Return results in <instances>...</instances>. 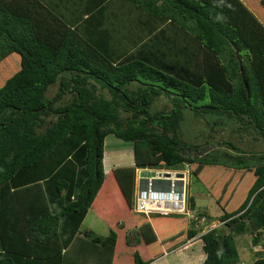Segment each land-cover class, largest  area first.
<instances>
[{
  "label": "trees",
  "instance_id": "trees-1",
  "mask_svg": "<svg viewBox=\"0 0 264 264\" xmlns=\"http://www.w3.org/2000/svg\"><path fill=\"white\" fill-rule=\"evenodd\" d=\"M134 2L156 21L111 55L40 0H0V264H151L185 245L186 217L131 214L141 168L190 165L222 210L202 264H238V236L264 241V0ZM187 110L236 142L185 141ZM109 135L134 166L105 174ZM89 210L106 239L81 234Z\"/></svg>",
  "mask_w": 264,
  "mask_h": 264
},
{
  "label": "rangeland",
  "instance_id": "rangeland-1",
  "mask_svg": "<svg viewBox=\"0 0 264 264\" xmlns=\"http://www.w3.org/2000/svg\"><path fill=\"white\" fill-rule=\"evenodd\" d=\"M108 7L103 8V14L107 10ZM110 8V7H109ZM104 26L103 29H106L108 34H110L114 38V45L111 46L113 50L111 55H120L125 54L129 51L130 47L137 43L138 39L145 35V33L149 32V28H144L142 31V26L145 24L154 23L156 20L148 16L144 13L139 7H116L115 11L112 13V19L106 20L105 18L102 19ZM206 120L203 119L200 122L196 121L194 113L190 110L185 111V118L182 123V130H183V139L186 141L189 138L196 134L199 136L201 133L206 135L209 134V130L206 125ZM213 139L218 140L220 143L223 139L233 140L230 138L229 133L220 132V134H211ZM208 135V136H210ZM196 142V140H190ZM116 146L130 148L133 146L131 143L125 142L123 140L116 138V136L111 135L107 138L106 148L109 150L111 148H115ZM262 148H258V150L264 149V144H262ZM212 150H218V154L223 152H231L228 150V147H220L219 144L211 145L209 147ZM257 149L254 145H252V149ZM250 149V148H249ZM176 171V170H172ZM181 172H185L188 177V192L191 200L196 203L195 205L202 209L205 208L208 210L207 215L209 217V223L203 227L205 231L210 229L218 228L222 230L221 221L219 220L222 215V210L219 206L215 203V201L209 196L206 188L202 185V183L198 182L196 178L190 172V165H185L182 169L177 170ZM204 211V210H203ZM138 215L133 211L131 214ZM132 214V215H133ZM143 216V215H140ZM145 217V216H143ZM156 216H152L154 218ZM195 222V221H193ZM91 232L93 236L101 237L102 239H106L109 234L110 230L106 223L101 220L94 212L90 213L87 219L84 221L81 227V234L85 235L86 232ZM212 231V230H211ZM198 237L194 243L191 245H187V247L171 253L167 257H160L158 258L156 263L157 264H201L202 256L207 257L206 253L202 248V240ZM252 237L250 235H241L236 237V244L240 251L242 252V260L238 264H250L255 258L257 254L264 253V241L260 247L254 246L252 247ZM201 258V261H200ZM199 259V260H198ZM189 261V263H187ZM191 262V263H190ZM58 261L50 262L47 264H57ZM37 264H45L41 262H37Z\"/></svg>",
  "mask_w": 264,
  "mask_h": 264
},
{
  "label": "built area",
  "instance_id": "built-area-1",
  "mask_svg": "<svg viewBox=\"0 0 264 264\" xmlns=\"http://www.w3.org/2000/svg\"><path fill=\"white\" fill-rule=\"evenodd\" d=\"M133 212L149 219L158 214L186 217L192 229L198 231V235L189 240L188 245L194 243L201 235L213 230L203 229L209 223V217L205 211L191 204L188 177L181 171L137 169ZM181 248L165 251L163 257Z\"/></svg>",
  "mask_w": 264,
  "mask_h": 264
},
{
  "label": "crops",
  "instance_id": "crops-1",
  "mask_svg": "<svg viewBox=\"0 0 264 264\" xmlns=\"http://www.w3.org/2000/svg\"><path fill=\"white\" fill-rule=\"evenodd\" d=\"M40 2L47 8L59 13L72 29L78 28L82 32H85L84 35L87 37L89 36L95 42L96 46L103 51L105 50L107 54H111L113 51L111 46L115 43L114 41H108L107 38L105 39V36L108 33L106 29L102 28V26H104L102 19L105 18L106 20L108 19V21L109 19H112V13L115 11L116 7H139L134 0H40ZM104 7L108 8L103 14L102 10ZM107 138L105 140V153L103 160L105 174H108L117 168L134 166L133 146L130 148L116 146L115 148L108 150L106 148ZM203 210L206 212L205 208H203ZM90 213H93V211H88L84 221ZM223 225L224 224L221 223L220 226ZM260 246L261 245H258L257 247ZM202 259L203 260L201 261L200 258L201 264L205 261L206 256H202ZM156 262L157 261H154L151 264H157ZM187 263H189V261Z\"/></svg>",
  "mask_w": 264,
  "mask_h": 264
},
{
  "label": "clouds",
  "instance_id": "clouds-1",
  "mask_svg": "<svg viewBox=\"0 0 264 264\" xmlns=\"http://www.w3.org/2000/svg\"><path fill=\"white\" fill-rule=\"evenodd\" d=\"M135 165V164H134ZM172 171V170H171ZM135 190H136V182H135ZM135 195V194H134ZM139 215V214H138ZM145 218H147V217H145ZM147 219H149V218H147ZM151 219V218H150ZM223 223V222H222ZM224 224V223H223ZM214 229H216V228H214ZM193 239V238H192ZM191 240V239H190ZM192 244V243H191ZM190 244V245H191ZM188 245V242L185 244V245H183V246H181L182 248L181 249H183V248H185L186 246ZM180 248V247H179ZM180 249V250H181ZM163 257V256H162Z\"/></svg>",
  "mask_w": 264,
  "mask_h": 264
}]
</instances>
